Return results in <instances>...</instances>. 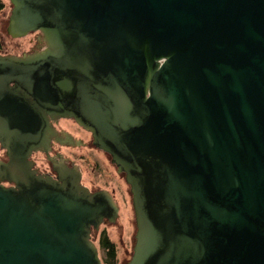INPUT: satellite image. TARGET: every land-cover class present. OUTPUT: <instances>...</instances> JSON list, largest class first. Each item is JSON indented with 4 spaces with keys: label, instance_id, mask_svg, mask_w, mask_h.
<instances>
[{
    "label": "water",
    "instance_id": "water-1",
    "mask_svg": "<svg viewBox=\"0 0 264 264\" xmlns=\"http://www.w3.org/2000/svg\"><path fill=\"white\" fill-rule=\"evenodd\" d=\"M9 2L7 34H39L0 54V264H101L112 195L29 160L58 118L124 174L126 264H264V0Z\"/></svg>",
    "mask_w": 264,
    "mask_h": 264
},
{
    "label": "rangeland",
    "instance_id": "rangeland-1",
    "mask_svg": "<svg viewBox=\"0 0 264 264\" xmlns=\"http://www.w3.org/2000/svg\"><path fill=\"white\" fill-rule=\"evenodd\" d=\"M3 1L5 7L0 11V37L2 42L0 54L21 55L22 52H28L30 48L34 47L33 40L36 33H30L18 38H12L8 35L6 28L12 5L9 0ZM99 153L100 151L92 148V146L89 148H79L74 153L69 152L72 157L76 158L77 164L81 166L86 178L92 182L91 185L93 187H105L117 195L122 205L120 219L115 225L101 226V229L106 230L108 238L116 246L115 264H126L131 257V247L135 234L129 189L126 184V186L123 184L121 176L118 177L116 175V170L109 163L108 158ZM125 191L128 192V195ZM98 237L95 236L96 244L98 243ZM99 251L100 258L104 261V252L101 248Z\"/></svg>",
    "mask_w": 264,
    "mask_h": 264
},
{
    "label": "flooded vegetation",
    "instance_id": "flooded-vegetation-1",
    "mask_svg": "<svg viewBox=\"0 0 264 264\" xmlns=\"http://www.w3.org/2000/svg\"><path fill=\"white\" fill-rule=\"evenodd\" d=\"M35 33L37 35L39 34L38 32H35ZM39 37H38V45H37L36 49L33 51L40 50L45 46V43H44L41 35ZM50 123H51L53 129L56 131L57 137L51 138L49 146L47 147L48 153L45 150H39V151L31 153L29 160L33 163L32 168L35 169L38 174H46V175H49L53 178H56L57 173L54 171L53 164L51 163L49 157L56 159V161H60V159L62 158V159H64V162L67 164V166H69V167L77 166L78 167V169L81 173V184L83 186L87 187L91 192H95V191H99V190H107L112 195L113 199L115 200V202L118 205L117 219L115 220V223H110V222L105 220L99 226V228L97 230L92 228L91 229V237H92L93 242L95 243V236H97V237L99 236L98 237V243L97 244L95 243V245L98 248V253L100 252L99 250L101 248V250L104 252V255H105L104 261H102L100 258L101 264H114L115 261L112 259H109L107 257L106 251H105L104 247L102 246L101 239L104 236H107L108 234L106 233L105 229L104 230L101 229V226L115 225L120 219L121 206L122 205H121L120 201L118 200L117 195H115L113 193V191H111L105 187H101V186L93 187L91 185L92 182L86 178L85 173L83 172L81 166L79 164H77L76 158L72 157L69 154V152L74 153L75 151H78L79 148H89L90 146H92V148L99 150L101 155L108 158L110 164H112L111 158L107 153L103 152L102 150L96 148L93 145L92 135L88 131L83 129L81 126H79L73 119H67V118L50 119ZM64 142H69V143L63 144ZM0 161L3 163H7L9 161L7 151L5 149H3L1 146H0ZM112 166L116 170L115 171L116 175L118 177L121 176V180H122V182H124L123 184L124 185L126 184L128 186L130 199H131L130 204H131V208H132L135 233H136L134 211H133V207H132V196L130 193L129 185L125 182L124 174L118 173L117 168L114 164H112ZM0 182L5 186H11L12 185L7 181H0ZM125 192L128 195V192L127 191H125ZM134 242H135V234H134V238H133V245L131 247V250H132L131 255L133 252ZM99 257H100V255H99ZM115 258H116V256H115Z\"/></svg>",
    "mask_w": 264,
    "mask_h": 264
},
{
    "label": "trees",
    "instance_id": "trees-1",
    "mask_svg": "<svg viewBox=\"0 0 264 264\" xmlns=\"http://www.w3.org/2000/svg\"><path fill=\"white\" fill-rule=\"evenodd\" d=\"M5 7L4 1L0 0V11L3 10ZM2 49V42L0 37V50ZM102 246L104 247L106 251V255L109 259H112L116 261V246L110 241V239L107 236H104L102 239ZM115 264V262H114Z\"/></svg>",
    "mask_w": 264,
    "mask_h": 264
}]
</instances>
